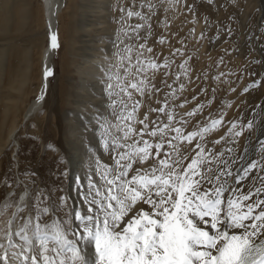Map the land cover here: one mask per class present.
I'll list each match as a JSON object with an SVG mask.
<instances>
[{
	"label": "rangeland",
	"instance_id": "obj_1",
	"mask_svg": "<svg viewBox=\"0 0 264 264\" xmlns=\"http://www.w3.org/2000/svg\"><path fill=\"white\" fill-rule=\"evenodd\" d=\"M66 1L58 19L59 47L52 59L48 95L42 109L18 130L12 152L7 136L38 91L40 53L46 47L44 0H0V203L12 192L18 201L25 188L32 199L40 188L49 192L63 189L62 193L55 192L57 198L64 194L71 197L70 206L73 201L81 203L74 190L75 177L92 172L97 156L112 163L98 144L97 117L103 114L115 123L105 94L107 73L116 72L115 54L126 45L133 46V64L138 51L143 52L145 62L168 63V67L140 73L145 80L143 95L133 92L132 101L124 97L129 108L133 102L139 103L136 118L144 120L147 115L149 130L169 123L166 114L152 111L167 102L166 111L174 116L171 127L183 128L185 135L206 125L209 118H223L222 126L201 141L214 153L229 146L226 141H213L224 136L233 121L239 131L255 118L254 127H245L231 145L237 153L243 151L246 142L254 145L258 137L264 139L260 126V106H264V0H106L104 6L99 0ZM187 5L194 7V14ZM128 10L140 12L145 19L129 18ZM6 19L9 24L4 27ZM137 24L143 25L139 38L133 31ZM140 44L145 48L140 49ZM92 62L96 69L90 73ZM254 81L260 86L245 92ZM197 106L201 107L195 115H186ZM142 127L135 124L137 131ZM174 135L168 132L169 138ZM144 139L153 138L145 135ZM173 143L189 158L194 155L191 149L195 141L191 146ZM72 145H78L84 155L75 173L68 158ZM166 150L171 151L167 146ZM248 156L259 159V153L251 148ZM5 177L11 187L5 186Z\"/></svg>",
	"mask_w": 264,
	"mask_h": 264
},
{
	"label": "snow or ice",
	"instance_id": "obj_2",
	"mask_svg": "<svg viewBox=\"0 0 264 264\" xmlns=\"http://www.w3.org/2000/svg\"><path fill=\"white\" fill-rule=\"evenodd\" d=\"M152 7L148 5L150 11ZM187 8L194 14L192 5ZM127 16L145 19L131 10ZM141 27L133 29L137 38ZM49 47L58 49L56 34L50 35ZM132 51V45L118 48L117 70L107 73L105 94L115 123L103 114L97 117L98 144L112 163L97 156L92 172L75 177L81 203L73 201L71 206V197L55 196L63 189L40 188L32 199L25 188L19 201L15 192L9 193L0 203V218L8 216L0 220V264H264V139L258 137L254 145L246 142L240 153L231 146L245 127H254L255 118L239 131L237 122H231L225 135L213 141L229 146L215 153L201 141L222 126V117L209 118L185 135L183 128L171 127L174 116L165 102L152 111L166 114L169 123L149 130L147 115L136 118L139 103L129 108L124 97L132 101L133 92L143 95L140 73L168 63L145 62L138 51L133 64ZM51 75L46 69L45 79ZM256 86L259 81L244 91ZM200 107L186 115H195ZM136 123L143 125L139 131ZM169 131L175 135L169 138ZM173 141L189 146L195 141L194 155L189 158ZM250 148L259 159L248 156ZM5 186L11 187L7 177Z\"/></svg>",
	"mask_w": 264,
	"mask_h": 264
},
{
	"label": "bare ground",
	"instance_id": "obj_3",
	"mask_svg": "<svg viewBox=\"0 0 264 264\" xmlns=\"http://www.w3.org/2000/svg\"><path fill=\"white\" fill-rule=\"evenodd\" d=\"M66 0H44V4L42 7V16H43V31L46 35V47L43 48V50L40 53V59H39V85H38V91L36 94V97L28 104L26 107L21 121L19 124H17L8 134L6 141H10L12 143V152L15 151L17 143H16V134L20 127L25 124L29 119H31L33 116L36 115L39 110L42 109L44 102L46 100V97L49 92V77L45 79L44 72L46 69L52 68V59L54 55L55 50H51L50 45V35L56 34L57 26H58V19L62 11L64 10L66 6ZM91 2V1H89ZM96 2V1H95ZM100 5L104 6L106 4V0H99ZM10 3V2H9ZM88 5V4H87ZM101 6V7H102ZM9 24V21L6 19L4 22V27H7ZM92 68L90 69V73L94 71L96 68L93 65H96L95 62H92ZM3 64V52L0 51V71L2 69L1 65ZM92 70V71H91ZM89 73V74H90ZM93 73V72H92ZM91 75V74H90ZM81 78V77H80ZM84 78V77H83ZM81 86H83V81ZM81 89V87H80ZM43 96V99H38L39 97ZM69 162H70V168L71 172L75 173L80 165L79 162L83 160V150L79 148L78 145H72L69 149ZM86 153V152H85ZM16 159V158H15ZM14 159V161H15ZM24 192H21L20 195H22ZM19 195V196H20ZM19 201V197H18Z\"/></svg>",
	"mask_w": 264,
	"mask_h": 264
}]
</instances>
